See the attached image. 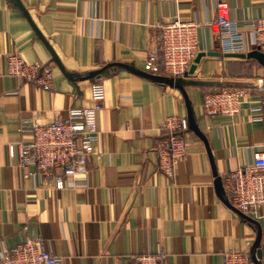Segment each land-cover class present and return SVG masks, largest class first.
Instances as JSON below:
<instances>
[{"label":"crops","instance_id":"1","mask_svg":"<svg viewBox=\"0 0 264 264\" xmlns=\"http://www.w3.org/2000/svg\"><path fill=\"white\" fill-rule=\"evenodd\" d=\"M20 1L29 17L14 0H0V260L24 238L27 224L28 234L46 240L64 264H131L160 245L169 264H224L229 249L264 264V205L249 215L256 222L246 219L228 196L233 207L219 196L214 173L223 178L251 162L254 149H264V124L251 119L257 102L238 116L208 115L203 106L206 92L227 86L247 89L254 100L264 95V64L221 52L205 25L216 18V0ZM226 1L241 24L264 14V0ZM177 15L203 23L200 52L221 55L204 56L193 74L182 77L208 146L189 128L188 156L169 177L158 169V127L174 114L188 118L183 91L121 66L89 76L112 63L144 71L148 49L160 45L162 25ZM12 52L50 64L52 89L8 75ZM97 80L106 88L97 112L102 155L88 160L77 186L71 177L64 189L41 174L25 177L7 149V143L32 139L19 131L22 121L46 123L58 112L92 106Z\"/></svg>","mask_w":264,"mask_h":264},{"label":"built area","instance_id":"2","mask_svg":"<svg viewBox=\"0 0 264 264\" xmlns=\"http://www.w3.org/2000/svg\"><path fill=\"white\" fill-rule=\"evenodd\" d=\"M216 18L205 25L219 42L223 53H247L252 48L264 51V14L241 24L231 14L226 0H216ZM203 23L185 20L177 15L161 27V42L150 48L144 61L145 72L173 78L183 77L201 50ZM247 29V30H246ZM6 72L21 81H27L45 90L52 89L54 73L50 64L27 62L18 52L6 57ZM93 104L89 107L70 108L66 115L59 112L50 122L23 120L19 131L32 135L29 141L7 143L10 159L29 177L41 174L50 178L57 189H64L65 179L71 177L73 185L84 178L87 162L102 152L97 147L100 131L97 112L102 109L106 88L102 81L93 82ZM257 102L251 110V119L264 124V95L253 99V94L243 87L227 86L208 91L203 96V106L208 115H241L248 103ZM189 121L178 114L167 117L160 127L157 149L158 169L172 177L177 166L188 156V143L184 133ZM251 162L223 175L225 196L240 211L255 214L264 205V149H254ZM24 238L7 249L0 264H64L63 258L53 252L46 240L29 233L22 226ZM131 264H169V253L162 245L152 252L136 256ZM224 264H256L249 253L229 249L224 253Z\"/></svg>","mask_w":264,"mask_h":264},{"label":"water","instance_id":"3","mask_svg":"<svg viewBox=\"0 0 264 264\" xmlns=\"http://www.w3.org/2000/svg\"><path fill=\"white\" fill-rule=\"evenodd\" d=\"M19 6L20 8L24 11V13L26 15H28V12L27 10L25 9V7L23 6L22 2L20 0H14ZM29 17V15H28ZM47 43V42H46ZM48 44V43H47ZM49 46V44H48ZM50 47V46H49ZM51 49V47H50ZM52 50V53L54 54V56L56 57L53 49ZM228 56H234V57H242V58H245V57H255L257 58L262 64H264V53L262 51H260V49H255L253 51H250L249 53H226ZM206 55H215V56H219L221 55V52H216V51H209V52H206V51H201L197 54V56L195 57L193 63L191 64L188 72L186 73L187 74H193L195 72V70L197 69V66L198 64L200 63V61L202 60V58ZM58 61V60H57ZM112 66H121V67H124V68H127V69H130L136 73H139L143 76H146L148 78H151V79H154V80H158V81H161L162 83H165V84H168L172 87H176V88H179L183 91L184 95H185V98H186V102H187V106H188V109H189V112H188V118H189V127L191 129H193L202 139L203 141L206 143V145L208 146V142H207V139L205 137V135L199 130L196 122L193 120V117H192V111H191V105H190V101H189V98H188V94L186 92V89H185V81L182 79V77H179V78H173V77H169V76H165V75H155V74H151V73H147L145 71H139V70H136V69H133L131 68L129 65L127 64H124V63H112L111 65H108L106 67H103L102 69L92 73L89 77H99L104 71H106L109 67H112ZM208 150H209V153L211 155V151L208 147ZM212 159V158H211ZM212 162H213V159H212ZM216 169L214 168V173H215V182H216V186H217V191H218V194L219 196L230 206L233 207V205L226 199L225 197V191H224V186H223V180H222V177H220L218 175V173L215 171ZM236 209V208H235ZM237 211L239 213H241L243 216L246 217V219H249V220H252V221H255L251 216L243 213L242 211H240L239 209H237ZM256 222V221H255ZM259 234L262 233V228H259ZM258 256L260 257L261 256V251H258Z\"/></svg>","mask_w":264,"mask_h":264}]
</instances>
